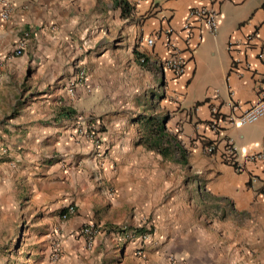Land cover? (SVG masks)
Segmentation results:
<instances>
[{
    "label": "crops",
    "instance_id": "1",
    "mask_svg": "<svg viewBox=\"0 0 264 264\" xmlns=\"http://www.w3.org/2000/svg\"><path fill=\"white\" fill-rule=\"evenodd\" d=\"M3 1L9 17L0 19V157L14 179L13 204L23 202L21 215L46 222L41 231L63 237L64 256L81 250L87 262L264 264V162L244 160L264 149V116L208 128L211 107L237 116L257 99L264 0H124L130 14L121 22L116 0ZM192 8L211 10L215 28L188 18ZM165 29L184 72L155 78L158 68L138 64L137 54L165 59ZM23 36L22 54L13 56ZM80 67L87 83L70 94ZM140 88L148 97L137 103ZM148 112L165 116L164 132L179 147L173 161L137 144L138 115ZM94 122L98 146L79 131ZM225 141L234 165L223 158ZM210 144L215 149L207 153ZM68 205L75 212L62 222ZM87 221L100 227L89 252L72 238Z\"/></svg>",
    "mask_w": 264,
    "mask_h": 264
},
{
    "label": "built area",
    "instance_id": "2",
    "mask_svg": "<svg viewBox=\"0 0 264 264\" xmlns=\"http://www.w3.org/2000/svg\"><path fill=\"white\" fill-rule=\"evenodd\" d=\"M143 1V0H142ZM0 19L7 20L9 17V5L1 0L0 1ZM188 18L193 19L199 24H202L208 30H213L215 28V15L214 13L207 9V8H192L188 11ZM186 31L188 34L189 27L186 26ZM161 35L165 38V46L168 49V55L165 59L160 60L156 58H151L146 56L144 53H140L138 56V64L140 65H149L155 66L158 68L159 71L167 72L171 74L173 77H179L184 72V59L180 56L179 51L175 48V46L170 42L171 37V30L165 29L164 31L160 32ZM188 37V36H187ZM188 39V38H187ZM252 37L246 36L244 40V44L250 43ZM146 46H151L152 38H147L144 42ZM26 45V37H21L15 44L12 55L13 56H21L24 48ZM191 49V48H190ZM88 80L87 73L84 68L80 67L77 69L75 74V79L69 84L68 93L72 94L73 88L76 85L85 86ZM235 110H239L238 106L234 107ZM262 116H264V75L261 81V87L257 94L256 101L251 104L250 106L246 107L244 110L240 111L237 116L231 115H224L216 109L215 107L210 108V118L208 122V128L212 132H217L221 127H236V126H243L255 123L258 121ZM98 123L94 122L93 125L86 126L84 125L79 131L81 134L85 135L90 142L94 146L99 145L98 136ZM223 158L224 160L229 163L230 165H234L235 163V152L231 148L230 144L225 141L223 143ZM215 149L214 144H210L206 147L207 153H212ZM244 160L248 163L254 164L257 162H264V149L259 150L257 152L250 153L244 156ZM75 209L72 205L66 206V208L60 214V221H65L69 216L73 215ZM121 228L119 231L114 233V237L116 241L122 239ZM100 232V227L94 224L92 221H87L83 225H81L78 230L72 234V238L74 240H80L83 250L89 252L93 248L94 239L96 235ZM52 239H51V248L49 258L51 261L60 260L62 256V244L60 241V237L57 231L52 232ZM147 236L142 235L139 238V243L141 244L146 240ZM141 247L137 248L135 255L141 257Z\"/></svg>",
    "mask_w": 264,
    "mask_h": 264
},
{
    "label": "rangeland",
    "instance_id": "3",
    "mask_svg": "<svg viewBox=\"0 0 264 264\" xmlns=\"http://www.w3.org/2000/svg\"><path fill=\"white\" fill-rule=\"evenodd\" d=\"M128 18L129 16L122 18L119 11L120 22ZM127 21H129V19ZM123 27L124 22L121 25H117L118 34H123ZM147 67L150 68L149 65ZM119 70L120 69L117 71L118 76L121 74ZM157 72H159V70L156 69L155 72H151L150 74L154 75L156 78V76L159 77ZM127 78V74L123 72L120 79L127 80ZM149 83L155 84L151 76ZM147 97L148 94H146V91L140 88L134 100L137 103L144 102ZM136 111L137 110L134 112ZM138 112H141V109H139ZM149 113L150 112L147 114ZM3 162L7 163V160L0 157V264H116L115 259L108 260V258L104 262L96 259L87 262L86 259H83V254L81 255L82 252H80L81 250L77 251V249L76 251L74 250L75 252H71L70 256H64L62 246L65 244L63 245V237H60L62 256L60 260L55 262L51 261L49 254L53 233L50 232L49 235H47L44 230L41 231L40 226L45 227V221H43L45 223H39L36 220L21 215V212L24 210L21 206L23 202H20L18 205L13 204V199H11V197L14 179L11 172H9L8 166L4 165ZM8 165L9 168H11V165ZM5 172L9 173L6 174ZM57 224L58 219L53 225L55 227L54 229L60 231ZM112 256L113 255H111V258H113ZM88 259L92 258L89 257Z\"/></svg>",
    "mask_w": 264,
    "mask_h": 264
},
{
    "label": "trees",
    "instance_id": "4",
    "mask_svg": "<svg viewBox=\"0 0 264 264\" xmlns=\"http://www.w3.org/2000/svg\"><path fill=\"white\" fill-rule=\"evenodd\" d=\"M113 6L120 10V16L126 18L130 14V8L124 0H116ZM139 56V54H137ZM142 123L140 125L141 135L138 138L137 144L145 149L157 151L162 157L173 161L174 151H178L179 147L174 142L173 138L164 132L165 116L158 115H138ZM180 159L182 155L180 154Z\"/></svg>",
    "mask_w": 264,
    "mask_h": 264
}]
</instances>
